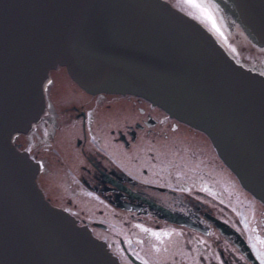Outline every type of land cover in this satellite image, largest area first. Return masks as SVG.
I'll use <instances>...</instances> for the list:
<instances>
[{
    "label": "water",
    "instance_id": "obj_1",
    "mask_svg": "<svg viewBox=\"0 0 264 264\" xmlns=\"http://www.w3.org/2000/svg\"><path fill=\"white\" fill-rule=\"evenodd\" d=\"M213 1L264 48V0ZM57 66L88 92L144 97L203 131L264 204V72L200 20L169 0H0V264H122L44 196L13 142L42 113Z\"/></svg>",
    "mask_w": 264,
    "mask_h": 264
},
{
    "label": "flooded vegetation",
    "instance_id": "obj_2",
    "mask_svg": "<svg viewBox=\"0 0 264 264\" xmlns=\"http://www.w3.org/2000/svg\"><path fill=\"white\" fill-rule=\"evenodd\" d=\"M44 98L13 140L45 197L122 264H264V204L202 131L141 96L88 92L63 66Z\"/></svg>",
    "mask_w": 264,
    "mask_h": 264
},
{
    "label": "rangeland",
    "instance_id": "obj_3",
    "mask_svg": "<svg viewBox=\"0 0 264 264\" xmlns=\"http://www.w3.org/2000/svg\"><path fill=\"white\" fill-rule=\"evenodd\" d=\"M178 8L202 21L220 40V42L242 63L264 72V48L237 39L233 24H226L217 14V4L213 0H197L211 14L212 20L203 16L199 9L186 3V0H170ZM219 9V8H218ZM220 11V9H219ZM221 12V11H220ZM213 21L215 26H213ZM239 35V34H238ZM121 228V226H119Z\"/></svg>",
    "mask_w": 264,
    "mask_h": 264
},
{
    "label": "snow or ice",
    "instance_id": "obj_4",
    "mask_svg": "<svg viewBox=\"0 0 264 264\" xmlns=\"http://www.w3.org/2000/svg\"><path fill=\"white\" fill-rule=\"evenodd\" d=\"M186 3L190 4V5H191L192 7H194V8L199 9L200 12H201V14H202L203 16H205L208 20H210V21L212 20V16H211V14L207 11L206 8H204V7L202 6L201 3L197 2V0H186ZM213 26H215L214 21H213ZM154 235L159 236V234H157V233H154ZM165 235H167V233H165Z\"/></svg>",
    "mask_w": 264,
    "mask_h": 264
}]
</instances>
